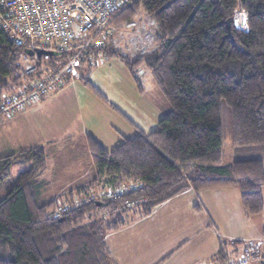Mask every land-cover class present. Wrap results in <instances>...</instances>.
<instances>
[{
	"label": "trees",
	"instance_id": "1",
	"mask_svg": "<svg viewBox=\"0 0 264 264\" xmlns=\"http://www.w3.org/2000/svg\"><path fill=\"white\" fill-rule=\"evenodd\" d=\"M237 5L247 12V31L231 25ZM140 9L156 24L155 48L134 64L122 61L140 91L135 72L146 66L170 110L156 130L138 131L111 152L87 137L95 178L63 201L41 196L46 186L40 179L46 168L41 149L0 155V264H116L105 235L189 188H236L247 216L263 211L264 0H128L111 24H131ZM21 53L0 29V101L19 82ZM63 60L61 54L41 55L35 76ZM223 111L231 117L229 162L223 157ZM13 168L18 174L11 182ZM128 185L135 190L115 198L73 200L97 187L115 192ZM64 207L68 211L52 216ZM261 234L258 254L264 258V224ZM240 246L224 244L211 263L223 262Z\"/></svg>",
	"mask_w": 264,
	"mask_h": 264
},
{
	"label": "crops",
	"instance_id": "2",
	"mask_svg": "<svg viewBox=\"0 0 264 264\" xmlns=\"http://www.w3.org/2000/svg\"><path fill=\"white\" fill-rule=\"evenodd\" d=\"M65 84L58 85L52 93L10 117L0 118L1 156L32 148L43 151L46 168L40 179L46 186L41 190V196L50 200L62 198L95 178V169L86 146L87 137H92L104 150V143L113 138L111 129H105L100 136L86 128L78 130L77 125L82 124L78 112L70 117L66 128L61 129L41 128L36 120L33 119L32 123L28 120L32 114L38 115L41 106L44 109L47 102L57 100L64 93L59 94L58 90ZM91 88L106 101L100 90ZM120 116L133 125L126 115L120 113ZM136 129V132L145 133ZM121 133L116 131L121 140H117L115 147L124 139H129ZM50 135L51 140H47ZM261 192L264 203V188ZM263 224L264 208L259 215L247 216L236 188L200 192L189 188L154 207L149 215L135 218L117 231L106 234L104 239L116 264H157L167 256L161 264H207L215 260L224 244L240 242L243 246L248 241L262 244ZM242 246L237 251L228 248L231 255L227 257L236 259Z\"/></svg>",
	"mask_w": 264,
	"mask_h": 264
},
{
	"label": "rangeland",
	"instance_id": "3",
	"mask_svg": "<svg viewBox=\"0 0 264 264\" xmlns=\"http://www.w3.org/2000/svg\"><path fill=\"white\" fill-rule=\"evenodd\" d=\"M238 7L243 8L241 5H237L235 9ZM156 34L157 28L154 20L142 9L138 11L131 24L120 27L112 25L110 39H105L103 42L104 50L92 52L88 60L84 57L80 62L78 72L81 79L70 80L69 77L63 79V83L66 84L63 88L57 89H60L58 90L59 94L64 93L60 97L58 96L57 100L47 102L44 106L45 111L41 106L38 115L37 113L32 114L28 120L31 123L33 119L36 120L41 128L56 127L61 129L66 128L70 117H74L78 112L82 120V124L77 125L78 130L82 128L93 130L98 136L105 129L112 130V132L110 131L113 136L112 141L104 143V148L107 151L112 150L118 144L117 140H121L116 131L122 132L121 135L125 138H132L137 130L136 127L146 134L156 130L159 120L168 113L170 107L157 89L154 79L145 65H139L135 72L141 87L140 91L135 79L125 67L124 60L122 61V58H125L130 64H134L144 54L152 51L155 48ZM111 51H115L117 54L113 55ZM32 64L31 60H24L19 56L17 64L21 68L18 73L19 82L16 85L11 81V87L2 94V99L20 93L24 87L38 78L35 76L36 74L25 71V66ZM86 82H89L90 86ZM91 86L100 90L106 101L101 99ZM119 112L131 119L135 126L126 122ZM222 121L224 125L223 157L227 161L231 154L230 114L223 111ZM50 138L51 135L47 140H51ZM17 174L18 168H13L9 181L13 182ZM109 191H102L97 187L86 195L73 196V200L80 204L90 200L99 201L103 194ZM61 200L64 199L61 198ZM104 218L110 219L109 216Z\"/></svg>",
	"mask_w": 264,
	"mask_h": 264
},
{
	"label": "built area",
	"instance_id": "4",
	"mask_svg": "<svg viewBox=\"0 0 264 264\" xmlns=\"http://www.w3.org/2000/svg\"><path fill=\"white\" fill-rule=\"evenodd\" d=\"M128 5V0H0V29L12 44L22 51L21 58L31 60L25 71L36 73L37 51L61 54L64 57L53 71L43 74L24 87L20 93L0 101V117H10L15 112L37 102L69 77L80 80V59L92 49H99L112 31V21ZM231 25L239 31L248 30L247 12L243 8L233 11ZM135 190L133 185L103 194L115 198ZM134 203H126L129 207ZM67 207L52 211L58 218ZM223 247V246H221ZM261 244L248 241L241 247L236 259L225 257L223 262L207 264H264L258 251Z\"/></svg>",
	"mask_w": 264,
	"mask_h": 264
},
{
	"label": "water",
	"instance_id": "5",
	"mask_svg": "<svg viewBox=\"0 0 264 264\" xmlns=\"http://www.w3.org/2000/svg\"><path fill=\"white\" fill-rule=\"evenodd\" d=\"M228 25L230 26V23H228ZM37 54L39 56H41V55H49V53H46V52H43V51H37Z\"/></svg>",
	"mask_w": 264,
	"mask_h": 264
}]
</instances>
